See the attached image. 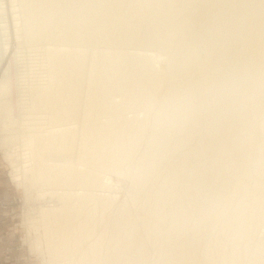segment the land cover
Instances as JSON below:
<instances>
[{"label": "bare ground", "instance_id": "bare-ground-1", "mask_svg": "<svg viewBox=\"0 0 264 264\" xmlns=\"http://www.w3.org/2000/svg\"><path fill=\"white\" fill-rule=\"evenodd\" d=\"M0 146L47 264H264V0H0Z\"/></svg>", "mask_w": 264, "mask_h": 264}, {"label": "rangeland", "instance_id": "rangeland-1", "mask_svg": "<svg viewBox=\"0 0 264 264\" xmlns=\"http://www.w3.org/2000/svg\"><path fill=\"white\" fill-rule=\"evenodd\" d=\"M11 50H15L14 45ZM23 153L21 148H14L9 158L0 146V264H47L46 258L31 248L35 236L28 234L26 224L28 217L37 214L39 203L34 201V194L32 200L26 199L24 188L12 176V163L19 161L23 165L27 162ZM38 233L41 239L42 230Z\"/></svg>", "mask_w": 264, "mask_h": 264}]
</instances>
